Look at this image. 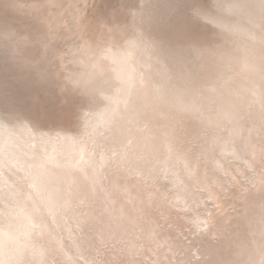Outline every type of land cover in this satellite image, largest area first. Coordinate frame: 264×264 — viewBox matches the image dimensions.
<instances>
[{
	"label": "clouds",
	"instance_id": "clouds-1",
	"mask_svg": "<svg viewBox=\"0 0 264 264\" xmlns=\"http://www.w3.org/2000/svg\"><path fill=\"white\" fill-rule=\"evenodd\" d=\"M0 264H264V0H0Z\"/></svg>",
	"mask_w": 264,
	"mask_h": 264
},
{
	"label": "snow or ice",
	"instance_id": "snow-or-ice-1",
	"mask_svg": "<svg viewBox=\"0 0 264 264\" xmlns=\"http://www.w3.org/2000/svg\"><path fill=\"white\" fill-rule=\"evenodd\" d=\"M83 159V156H81V160ZM81 160H77L75 163L79 164ZM56 163L55 156L51 153L39 164V168L41 170H44L47 166L52 165Z\"/></svg>",
	"mask_w": 264,
	"mask_h": 264
}]
</instances>
